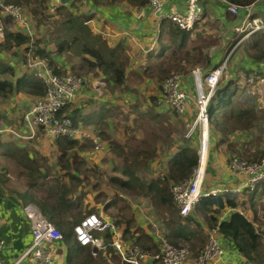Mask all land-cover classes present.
<instances>
[{
  "label": "crops",
  "instance_id": "obj_1",
  "mask_svg": "<svg viewBox=\"0 0 264 264\" xmlns=\"http://www.w3.org/2000/svg\"><path fill=\"white\" fill-rule=\"evenodd\" d=\"M38 1L34 0V2ZM200 1L205 8L204 17L196 23L193 30H186L189 32V37L185 43L181 41L183 39V32L180 31L182 28L169 18H158L149 0H68L66 2L47 0L45 4L49 6L51 12H56L54 11L55 7L72 2L75 5V10L88 14L91 18L92 30L107 38L110 45L122 42L129 58L126 65V77H128L131 65L142 76L144 74L142 72L146 69L153 68L154 65L158 66L163 62V68L167 64H174L177 67L176 64L180 63L177 62L178 55L187 49L188 42H197V47L201 48L198 45L202 46L203 40H206L207 37L203 33L216 31L218 42L209 45L204 43L203 49L206 50L201 48L205 64L188 69L186 73L181 75L182 86L190 94L187 111L183 114L188 119L189 112H192V104L195 103L194 97L196 98L198 94L194 70L199 68L201 73L204 72L203 74H205L220 63V48L213 50L214 47L225 46L228 40L232 42L233 38L238 35L235 31V25L241 24L245 20L248 11L246 7H242L238 14L232 13L228 10L226 0ZM164 2V8L168 12L175 9L185 11L189 0H164ZM253 8L255 15L264 18V1L256 2ZM0 12L2 13V17L0 16V42H2L5 38L4 29H20L15 22L11 23L13 19L10 15L3 12L1 8ZM41 28L40 35L45 30L44 26ZM240 45L241 48L244 47L243 39L238 41V45L233 48L231 54ZM26 46L27 44L13 45L10 48L14 54L9 56L7 53L11 51L10 48L6 49L0 45V79H7L13 84L12 89L0 91V239L4 240V246L0 250V258L3 264H13L33 241L34 220L27 209L30 205V208L36 210L38 215L46 216L54 221L62 231L73 229L74 224L83 217L88 208H92V210H96L103 216L112 218V220V214H119L118 208L110 204L112 200L110 196L104 197L102 192L98 190L99 186L96 182L95 187L89 184L88 188H85L84 184H87V180L81 168L86 170L83 167L87 161L77 149L78 146L84 145L80 144L69 148L67 156L62 159L60 157L62 151L56 141L57 138L47 135L41 126L36 127L33 131L26 124L25 114L32 104L44 94L43 82L34 75L26 64ZM205 46L209 48L207 49ZM50 47L54 48L51 44ZM170 57H173V60H170ZM59 58L62 69L69 67L63 54ZM165 58L167 59L165 60ZM239 58L242 59L240 63L243 69L258 67L264 72V63L255 61L248 56L246 50L243 54L237 52L235 61H238ZM145 63L147 64L144 66ZM207 64L212 65L209 70L205 66ZM94 71L96 74L93 71L89 72V83L68 104L67 111L77 121L94 127L100 134L104 130L115 135L117 130L114 123L119 116L118 107L121 109L127 102L135 101V99L130 92L121 89L123 84L117 86L102 69L96 68ZM20 78H23V81L19 82ZM146 83L151 85L153 81L149 79ZM157 109L158 115H164L168 111L167 104L157 105ZM134 115L136 116V114ZM19 124H21L19 127L25 134V136L23 135L24 138L33 141L42 136V139H50L53 142H23L16 138H7V132L3 131L9 130L1 129L3 125L14 127ZM40 132L42 135H38ZM204 133L209 136L206 124ZM105 151L106 146L97 149L95 155ZM203 151L207 152L206 148H203ZM174 152L175 150L172 151L171 155ZM228 157L225 152L222 153L219 150L212 152L209 162L211 165L213 163L216 169L212 168L218 174L209 179L207 177L206 184L208 186L239 185L246 178L245 174L232 170L227 162ZM99 161L96 159L92 162L88 161V168L105 167V164ZM90 163H93L94 166ZM94 168L91 171H94ZM205 170L206 163H204L203 168V171ZM88 178H90L89 175ZM91 186L92 188H90ZM230 212L231 210L226 209L220 217L224 218ZM148 221L151 223L150 220ZM139 223L154 236L155 240H158L156 235L158 230L151 229L141 221ZM152 223L157 225L155 220ZM163 225L165 231L163 235H165L168 229L166 223ZM224 243L228 250L227 257L229 260L235 261L236 264H253L237 249L232 239L224 237ZM55 246L58 249L56 254L58 264L67 262L70 246L71 250L74 246L67 245L64 239L57 241ZM91 248L95 251L93 247ZM83 256L77 258L82 257L83 259ZM119 256L121 257L120 254ZM20 264H29V262L26 259ZM147 264H154V262L150 261ZM185 264L197 263L194 259V261L189 260Z\"/></svg>",
  "mask_w": 264,
  "mask_h": 264
},
{
  "label": "rangeland",
  "instance_id": "obj_2",
  "mask_svg": "<svg viewBox=\"0 0 264 264\" xmlns=\"http://www.w3.org/2000/svg\"><path fill=\"white\" fill-rule=\"evenodd\" d=\"M39 1L13 0L9 2L20 4L23 7V10L28 17L29 22L33 25L36 34H40V30H42L41 26H44L46 37L52 38L48 43L55 48L56 41L51 34V31L54 29L53 19L47 17V14L44 18L47 8L44 2L41 3V1ZM83 9H85V7H83ZM0 16L2 17L1 12ZM11 23H14V21L12 20ZM247 32L248 30L236 35L232 42L228 40L225 46L220 45L213 49L220 48L221 59L219 62L221 63L225 61L227 64L224 73L219 80L218 87L222 86L231 78L234 82L232 87H234L235 90V102H242L246 106L252 107L253 110L243 112L242 114H240L241 111H236L233 114L228 112L221 118L220 125H214L210 121L208 122L209 141L205 133L203 136V148H206L207 150V152L203 151L204 156L206 155L205 159L207 160L204 182L201 187L203 189L210 187L206 184L207 177L209 179L211 176H216L218 174V172L216 170L214 171L212 168L214 167L213 163L211 165L209 162L210 156L214 150H219L222 153L225 152L229 156L227 161L229 165L234 157L250 161H258L264 157V85L259 83L257 87H252V85H249L248 83V78L251 75L264 74V72L259 70L258 67H249L246 70L243 69L240 63L242 61L241 58H239L238 61H235L237 52L243 54L244 50H246L248 56L252 57L255 61H262L264 63V56L262 58L259 57L261 54L260 48L264 47V28L250 34H246ZM203 34L207 36L206 40H203L204 42H202V46L198 45L202 49L204 43L209 45L210 43L214 44L218 42V33L216 31ZM241 37H245V39H243L244 47L241 48V45L238 46L233 54H231L233 48L238 45V40H240ZM255 42L260 43L261 47L259 45L258 48H251V45ZM196 44L197 42H188L187 49H185V51L183 50L182 54L178 55L177 62L180 63H178L179 66L176 64L177 67H175L174 64H167L166 67L163 68V62L158 66L154 65L153 68L146 69L142 72L144 73L142 76L136 71V68H132L131 65L128 77L125 78L121 89L130 92L134 96L135 101L127 102L121 109L118 107L119 116L114 123L117 130L115 135H113L112 132L107 133L104 130L102 131L103 138L106 141V151L95 155L97 148L89 139L80 140L78 145L82 144L84 146L77 147L87 161L86 165L83 167L86 170L81 168L87 180V184H84L85 188H88L89 184H92L93 187L98 184V190L102 192L104 197L110 196V199H112L117 193L122 194L125 200L131 205L132 211L136 213L138 220L145 225L147 224L151 229L158 230L156 233L157 236L164 234L165 231L163 229V224L166 222H163L169 215V212L165 206H159L152 198V195L147 194L148 189L143 183L158 177L163 178L168 169L167 159H169L172 151H176L179 147L190 145L198 150L199 155L201 153V136H188L191 123L198 115L197 103L192 104V112H189L188 119L186 118V115L183 116L185 112H179L173 106L169 105H167L168 111L166 114H157V105L163 104L159 102L158 98L163 89L162 84L164 80L170 75H182V73H186L188 69L194 68L197 65L205 64L202 52L206 49L204 48L202 50L201 48H198ZM208 48L209 47H207V49ZM7 54L9 56L13 55L14 51L11 50ZM62 54L64 55L65 61L69 64V67L62 69V72H73L88 76L89 72L93 71L94 74H96V71H94L95 69L91 70L88 65L83 62L82 55L79 54L78 46H74L72 49L66 50ZM166 59L167 58H165V60ZM170 60H173V57H170ZM146 64L147 63H145L144 66ZM205 66L208 67L207 70H209V67L212 65L207 64ZM149 79L153 81L151 85L146 83ZM204 88H207L206 83H204ZM194 99L196 100L195 97ZM215 99L216 98L214 97L212 100ZM195 100L194 102H196ZM134 114H136V116ZM21 124L14 127L3 125L1 129L9 130L3 131L7 132V138H16L23 142L51 143L52 140H44L41 138L42 136H39L33 141L32 139L24 138L23 135L25 134L19 127ZM14 132L19 134H15ZM195 134H199V132ZM38 135H42V133L40 132ZM12 142L14 143V141ZM94 159L100 160L105 164V167L96 166V168H88V161L92 162ZM90 164L92 165L93 163ZM92 168H94V171H91ZM214 169L216 168L214 167ZM128 170L135 172L139 178L132 179L131 174L126 172ZM88 175L90 178H88ZM118 178H123L125 180L131 179V181L135 182V187L121 185L117 180ZM169 185L170 191L172 192L173 185ZM92 186L90 188H92ZM228 193L234 194L238 202L237 209L244 212L250 219H252L259 231H263L262 240L264 248V181H262L255 190L245 188L239 193L235 191ZM253 200L256 202L255 206H252ZM227 210L233 209L228 207ZM91 211L96 210L88 208V211L84 213L83 217ZM144 213L147 217H151L152 222L155 220L157 225L149 223L147 218H144ZM195 213H198L197 216H199V220L204 221V213L202 211L197 210ZM112 216L114 220L118 214H112ZM191 224L194 234L190 235L189 238L169 237L167 233L164 235L171 242L189 247L191 255L188 261H194L195 256H197L207 243L210 230L206 225L201 226L196 223ZM119 227L122 231L125 225L122 223ZM121 236L125 244L132 242L129 233ZM86 250L84 251L87 253ZM260 254L262 255L259 256L256 261L252 262L253 264H264L263 250ZM83 257L85 258V255ZM96 260L103 264L102 258L97 257ZM72 264H88V258L87 260H82V257L76 258ZM107 264L130 263L119 256V258H110Z\"/></svg>",
  "mask_w": 264,
  "mask_h": 264
},
{
  "label": "built area",
  "instance_id": "obj_3",
  "mask_svg": "<svg viewBox=\"0 0 264 264\" xmlns=\"http://www.w3.org/2000/svg\"><path fill=\"white\" fill-rule=\"evenodd\" d=\"M149 1L158 18H169L178 27L185 30H193L196 23L204 17L205 8L200 0H189L185 11L175 9L171 12L165 10L164 0ZM226 1L228 10L232 13L238 14L242 7L248 9L245 20L241 24L235 25V31L238 35L246 30H248L246 34H250L264 28V18L255 15L253 8L256 2L264 0H255L249 4ZM0 8L12 17L21 31L32 36V41L38 36L20 4L0 1ZM90 21L88 20V22ZM244 38L241 37L238 41ZM25 54L28 68L43 82L45 87L44 94L32 104L25 114L26 124L33 131L36 127L41 126L45 133L53 138L67 135L75 139H89L97 149L106 146L104 138L98 130L84 122H78L71 113L65 110L66 105L89 83L90 77L73 72L59 73L54 71L46 57L36 56L34 44L32 43L30 47L26 48ZM226 65V62L223 61L205 74L201 73L199 68L194 70L195 84L198 90L195 100L198 115L191 123L188 136H201L200 145L204 136L205 124L207 128L209 125L208 107L217 94L218 83ZM204 83L207 85L206 89ZM248 83L252 87H257L259 83L264 85V74L251 75L248 78ZM162 87L163 89L158 98L159 102L173 106L179 112H186L190 94L182 86L181 75L168 76ZM197 132L199 134H195ZM201 156L202 153H200L199 164L194 168L193 175L186 181L173 184L172 192L183 215L190 214L203 195L218 196L228 192H240L245 188L255 190L264 181V157L258 161L234 157L230 162V166L237 173L245 174L246 178L243 182L239 185L222 184L203 189L201 187L206 170L200 176ZM30 207L31 205L27 209L34 220L32 228L33 241L13 264H20L26 259L29 264H58L56 259L58 249L55 245L57 241L64 239V233L51 219L38 215L36 210ZM144 218L152 223L151 217H147L145 213ZM108 230L114 235L113 245L123 260L130 264H145L157 258L162 259L164 264H185L191 255L189 247L175 244L164 235L158 236L161 250L156 254L144 250L133 244V242L125 244L121 236V230L115 221L104 217L97 211L87 213L74 224V239L81 245L93 247L95 249L94 253H96L99 249H105L106 242L103 233ZM222 237L223 235L218 226L210 228L209 239L198 255L195 256V262L197 264H236L235 261L228 259V250L224 243V237ZM3 246L4 240L0 239V250ZM0 264H3L1 258Z\"/></svg>",
  "mask_w": 264,
  "mask_h": 264
},
{
  "label": "trees",
  "instance_id": "obj_4",
  "mask_svg": "<svg viewBox=\"0 0 264 264\" xmlns=\"http://www.w3.org/2000/svg\"><path fill=\"white\" fill-rule=\"evenodd\" d=\"M9 1L13 0H4V2ZM40 1L41 3L44 2V4L47 2V0ZM228 1L249 4L255 0ZM45 5L47 11L44 14V18L47 14V17L53 19L54 29L51 31V34L56 41L55 48L50 47V43L48 42H50L52 38L46 37L44 32L36 36L32 41V36L28 33L9 28L4 29L5 38L0 42L1 47L8 49L13 45L27 44L26 48H28L32 43L34 44L36 56L46 57L54 71L60 73L62 72V68L59 64V56L62 55L64 51L78 46L79 54L82 55L83 62L88 65L90 69L100 68L104 73L109 75V78H111L117 86L122 85L126 78V65L129 59L125 45L122 42H118L116 45H110L107 38L95 33L90 26V22H88L91 18L88 14L75 10V5L72 4V2L55 7L54 11L56 12H51L49 6L47 4ZM180 31L183 32V39H181V41L185 43L189 37V32L182 29ZM259 45L260 43L255 42L251 45V48H258ZM260 49L261 54L259 57L262 58L264 56V47ZM20 81H23V78H20L19 82ZM233 83V80L230 78L222 87L219 86L215 96V100L217 101L212 100L209 104V121L214 125H220L221 118L228 112L233 114L236 111H241L240 114H242L243 112L253 110L252 107H248L242 102H235V90L234 87H232ZM38 84L40 85V82ZM12 85L13 84L7 79H0V91L12 89ZM67 106L68 105H66L65 110H67ZM56 141L62 151L60 156L62 159L67 156L69 148L80 143L79 139L71 138L67 135L58 136ZM199 158L200 155L197 149L190 145L181 146L168 159L167 173L163 178L158 177L143 183L148 189L147 194L152 195L156 203L159 206H165L169 212V215L165 219L168 228L167 235L174 238H189L190 235L194 234L191 223H196L201 226L206 225L209 229L218 226L222 235L232 239L237 249L244 256L252 262L256 261L258 257L262 255L260 254L261 251L263 250L264 252L262 240L263 231H259L254 221L244 212L237 209L238 202L233 193L218 196L203 195L190 214L183 215L181 213L180 206L176 202L173 192L170 191L169 184L173 185L188 180L193 175L194 168L199 164ZM126 172L131 174L132 179L139 178L132 170ZM117 180L123 186L135 187V182L131 181V179L125 180L123 178H118ZM110 204L118 208L119 211L115 223L120 226L122 223L125 225L121 231L122 235L129 233L133 244L140 246L144 250L152 251L155 254L160 252L159 240H155L154 236L139 223L136 213L132 211L131 205L125 200L122 194H115ZM255 204L256 202L253 200L252 206H255ZM228 207L233 210H231L229 215L221 218L222 212ZM197 210L204 213V221L198 219V213H195ZM63 233L66 244L73 245L74 248L71 250L70 246L68 260L62 264H72V262H74L78 256H82V254L85 255L83 259L87 260L88 258V264H102L96 260L97 257L103 259V264H107L110 258H119L118 250L112 243L114 235L110 230L103 233L106 242L105 249L98 250L96 254H94V250L91 247L81 245L73 239V229L63 230ZM85 248H87V250ZM84 250H86L88 254ZM152 262H154V264H164L162 259L159 258L153 259Z\"/></svg>",
  "mask_w": 264,
  "mask_h": 264
},
{
  "label": "bare ground",
  "instance_id": "obj_5",
  "mask_svg": "<svg viewBox=\"0 0 264 264\" xmlns=\"http://www.w3.org/2000/svg\"><path fill=\"white\" fill-rule=\"evenodd\" d=\"M208 138V141H209V136H207ZM201 153H202V156H201V164H200V176L203 175V168H204V163H206V161L204 160L205 157H204V154H203V140H202V143H201Z\"/></svg>",
  "mask_w": 264,
  "mask_h": 264
},
{
  "label": "water",
  "instance_id": "obj_6",
  "mask_svg": "<svg viewBox=\"0 0 264 264\" xmlns=\"http://www.w3.org/2000/svg\"><path fill=\"white\" fill-rule=\"evenodd\" d=\"M66 1H68V0H63V2H66Z\"/></svg>",
  "mask_w": 264,
  "mask_h": 264
}]
</instances>
